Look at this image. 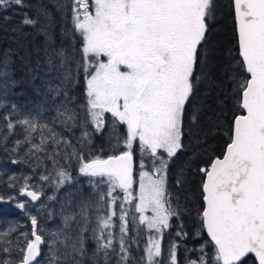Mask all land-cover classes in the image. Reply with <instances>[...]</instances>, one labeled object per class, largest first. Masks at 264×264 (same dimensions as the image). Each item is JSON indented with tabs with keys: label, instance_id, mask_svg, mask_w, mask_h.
Segmentation results:
<instances>
[{
	"label": "snow or ice",
	"instance_id": "6c2138e0",
	"mask_svg": "<svg viewBox=\"0 0 264 264\" xmlns=\"http://www.w3.org/2000/svg\"><path fill=\"white\" fill-rule=\"evenodd\" d=\"M230 8L233 46L217 68L216 0H0V25L15 12L13 32L42 37L0 55V152L31 169L0 174L18 188L0 203L15 202L31 224L0 228V264H264V0ZM22 85L38 99L12 101ZM221 127L222 151L195 170L189 231L169 172ZM106 129L105 155L94 140ZM191 171L192 160L178 167L174 187Z\"/></svg>",
	"mask_w": 264,
	"mask_h": 264
},
{
	"label": "trees",
	"instance_id": "16d2710c",
	"mask_svg": "<svg viewBox=\"0 0 264 264\" xmlns=\"http://www.w3.org/2000/svg\"><path fill=\"white\" fill-rule=\"evenodd\" d=\"M29 4L36 5L37 3H47V0H27ZM217 5V17L216 22L214 23L209 36H210V47L212 48V59L216 62L217 68L223 65L228 60V50L233 46V29H232V12L230 8V0H216ZM22 12L27 11L30 14H34L33 8H26L21 10ZM9 15L13 17V19L6 25H0V55H2L5 51L11 49L13 51V58L23 53L25 48L31 50L32 46L39 44L42 42V37L38 36L36 31L31 28L25 27L22 32H13L12 28L19 25L20 15L15 12H9ZM59 19V17H57ZM59 29L57 28V32ZM57 43H59V35H57ZM235 54V53H233ZM15 68L17 69V76H19L22 72L23 65L17 59ZM38 83V82H37ZM17 92H23L24 95L11 97V100L17 102L21 105L25 103L26 100L38 99L32 93V90L27 85H22L19 88L15 89ZM77 95H79V90H77ZM211 102V100H210ZM212 107L215 108V103L212 104ZM232 103L229 102L227 107L223 109L224 112L231 114ZM3 115V111H0V116ZM203 119V118H202ZM108 131L105 130V134L103 136H98L94 140V151L96 153L100 152V149H104L105 155L108 154ZM195 132L196 129H193ZM201 135H203L201 133ZM227 137L224 131V128L221 127L219 130L212 129L209 132L207 144L204 145L200 149H196L195 146L187 148L184 152H181L176 158L174 163L171 166L169 172V189L174 194L179 192L181 196V203H185V198H187V202L190 206L189 211L190 215H185L184 220L187 225V229L189 231L194 230V219L196 212V204L199 199V187H200V175L196 173V168L205 164L210 155H218L225 144ZM185 144H188L187 137L185 138ZM199 151L201 154L198 158L194 157V153ZM192 160V171L189 172L187 181L185 185L181 189H177L174 187L173 179L174 174L177 171L178 167L184 164L186 161ZM31 169H29L24 164H12L7 155L3 152H0V174H3V179L6 181L9 175H17L21 176L24 174H30ZM75 175V173H74ZM33 182H38L34 180ZM81 182L83 183V178H81ZM23 183V181H20ZM14 194L18 196V188L10 189L7 187L6 183L0 184V195H3L6 199L8 195ZM27 199V198H21ZM42 199H44L42 197ZM33 214L35 213V209H31ZM9 222H17L21 226V230H23L24 226L27 227V230L30 231L31 224L30 221L22 214V212L15 207V202L12 203H0V228L6 229ZM43 219L41 223H43ZM175 224L176 221H173ZM175 236V228L171 230V233H166L164 237V247L167 249L168 241ZM146 239V238H144ZM144 240L141 241V248H143ZM189 247L194 246L192 241H189ZM133 254L139 258L140 253L133 248ZM184 249L183 247L179 250V257L183 260Z\"/></svg>",
	"mask_w": 264,
	"mask_h": 264
},
{
	"label": "rangeland",
	"instance_id": "374dc122",
	"mask_svg": "<svg viewBox=\"0 0 264 264\" xmlns=\"http://www.w3.org/2000/svg\"><path fill=\"white\" fill-rule=\"evenodd\" d=\"M150 215V213H148Z\"/></svg>",
	"mask_w": 264,
	"mask_h": 264
},
{
	"label": "water",
	"instance_id": "95a60500",
	"mask_svg": "<svg viewBox=\"0 0 264 264\" xmlns=\"http://www.w3.org/2000/svg\"><path fill=\"white\" fill-rule=\"evenodd\" d=\"M26 198V197H25Z\"/></svg>",
	"mask_w": 264,
	"mask_h": 264
}]
</instances>
